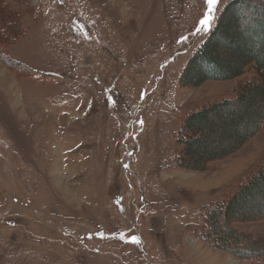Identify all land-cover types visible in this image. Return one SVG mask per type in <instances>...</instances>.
<instances>
[{
    "label": "rangeland",
    "instance_id": "rangeland-1",
    "mask_svg": "<svg viewBox=\"0 0 264 264\" xmlns=\"http://www.w3.org/2000/svg\"><path fill=\"white\" fill-rule=\"evenodd\" d=\"M204 11L205 0H0V27L13 12L20 23L0 44V264H264V192L226 220L244 258L200 235L202 209L264 166V124L206 171L172 166L187 115L256 77L248 66L181 82L211 30L194 34Z\"/></svg>",
    "mask_w": 264,
    "mask_h": 264
},
{
    "label": "trees",
    "instance_id": "trees-1",
    "mask_svg": "<svg viewBox=\"0 0 264 264\" xmlns=\"http://www.w3.org/2000/svg\"><path fill=\"white\" fill-rule=\"evenodd\" d=\"M244 13L249 16L246 17ZM16 15L15 12L7 14L6 25L0 27V44L16 40L20 33ZM12 16L16 21L10 19ZM3 31L8 35L2 34ZM248 66H253L256 77L241 83L235 98L213 102L187 115L177 136V143L182 147L172 158L173 167L206 171L209 163L239 149L264 124V0H231L217 18L214 28L190 57L181 82L197 86L209 79H234L241 76ZM216 119L217 128H214ZM220 130L223 136L227 134L226 137L231 139L229 143L218 141L215 133ZM208 131L207 138L205 134ZM213 140L217 145L209 149L208 144L211 146ZM263 192L264 166L241 183L226 204L221 202L219 206L220 202L215 201L202 209L200 217L204 225L200 235L210 242L214 241V245L217 243V248L228 249L244 258L242 251L237 252L241 249L233 247L242 239L231 227L227 228L226 220L230 215L242 218L251 196ZM260 214L263 215L264 211ZM252 241L254 244L255 241ZM256 248L254 244L251 250L255 252Z\"/></svg>",
    "mask_w": 264,
    "mask_h": 264
},
{
    "label": "snow or ice",
    "instance_id": "snow-or-ice-1",
    "mask_svg": "<svg viewBox=\"0 0 264 264\" xmlns=\"http://www.w3.org/2000/svg\"><path fill=\"white\" fill-rule=\"evenodd\" d=\"M219 0H205L206 11L202 14V18L199 19L198 24L195 26V33H199L201 31H209L212 26V22L214 20V12L216 10V6ZM135 240V237H133Z\"/></svg>",
    "mask_w": 264,
    "mask_h": 264
},
{
    "label": "bare ground",
    "instance_id": "bare-ground-1",
    "mask_svg": "<svg viewBox=\"0 0 264 264\" xmlns=\"http://www.w3.org/2000/svg\"><path fill=\"white\" fill-rule=\"evenodd\" d=\"M204 254V253H203ZM205 257V254L203 255Z\"/></svg>",
    "mask_w": 264,
    "mask_h": 264
},
{
    "label": "water",
    "instance_id": "water-1",
    "mask_svg": "<svg viewBox=\"0 0 264 264\" xmlns=\"http://www.w3.org/2000/svg\"><path fill=\"white\" fill-rule=\"evenodd\" d=\"M88 236H90V235H88Z\"/></svg>",
    "mask_w": 264,
    "mask_h": 264
}]
</instances>
